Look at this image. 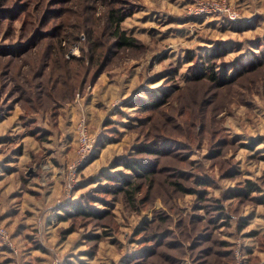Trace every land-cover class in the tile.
<instances>
[{
  "label": "rangeland",
  "instance_id": "rangeland-1",
  "mask_svg": "<svg viewBox=\"0 0 264 264\" xmlns=\"http://www.w3.org/2000/svg\"><path fill=\"white\" fill-rule=\"evenodd\" d=\"M36 1L40 3L33 25H24L23 16L1 22L0 44L19 48L37 23L35 30L41 31L61 24L56 19L43 26L45 9L64 8L69 19L61 21L67 27L61 34L74 30L75 36L80 35L77 41L68 36L74 43L68 37L61 41L66 60L71 66L80 65L79 70L83 67V71H89L85 91L76 93L73 101L90 99L86 94L97 85L95 99L101 114L98 120L87 122L96 147L81 167L69 195L66 167L74 158L64 165L57 214L62 213V202L94 194L98 186H108L104 180L107 174H124L133 180V174L122 167L125 161L150 159L152 174L136 181L140 191L134 203L123 194L108 196L109 215L102 219L59 222L55 217L45 222L37 215L28 221L38 227H29L28 231L20 226L23 216L12 211L11 201L3 200L0 193V264L36 259L51 264L67 259L90 264H173L167 253L174 254L178 249L172 252L168 243L179 239L188 247L197 242L196 232H208L206 227L212 231L210 242L196 243L199 249L211 247L210 253L201 257L202 264H264V0ZM206 3H217V7L228 8L238 17L231 19L226 11L202 12ZM113 8L128 14L120 28L137 40L136 47H113L115 39L106 18ZM96 37L109 46V51L101 57V71L94 77L98 67L88 62V56ZM51 42L48 39L28 45L17 58L0 57V66L5 62L25 64L23 70L30 71L29 65L43 62L49 47L46 43ZM214 49L222 51L214 69L217 72L225 67L228 81L193 76L196 69L208 63ZM83 53L88 54L83 63L72 62ZM100 77L105 81H99ZM7 78L1 87L6 77L0 75V107L20 104L17 87ZM108 81L114 86L104 99L102 87ZM148 92L166 94V102L143 111L139 103L147 102ZM58 98L66 99V92L59 93ZM157 140L162 142V154H137L136 146H150ZM181 172L187 179L178 175ZM202 178L212 180L208 194L222 198L225 215L221 220L226 225H209L207 220L213 213L207 214L199 206L197 195L176 191L172 185L179 182L197 191ZM246 180L258 191L245 199H223L224 193L244 186ZM6 210L8 214L3 216ZM71 226L73 231L63 234ZM163 232L166 245H151L156 255L137 257L140 250H150L146 249L150 245H146L144 235ZM222 241L227 242L226 246L220 247ZM225 251L227 255L221 256ZM188 253L187 249L181 254L183 259L177 264H193Z\"/></svg>",
  "mask_w": 264,
  "mask_h": 264
},
{
  "label": "trees",
  "instance_id": "trees-1",
  "mask_svg": "<svg viewBox=\"0 0 264 264\" xmlns=\"http://www.w3.org/2000/svg\"><path fill=\"white\" fill-rule=\"evenodd\" d=\"M52 0H48L50 3ZM39 1L35 0H0V24L2 21L5 20H15L20 17H24L23 23L33 25V21L35 20L34 13L39 8ZM53 3V2H52ZM51 5V4H50ZM46 16H43V26L47 25L48 23L58 19L61 24L51 26L49 30L41 31L35 30L37 24L33 26V31L29 32L27 35L26 42L28 44H22L23 48H12L10 45H2L0 44V57H20L23 55L25 51L23 50L28 45H33L40 43L42 41H47L50 39L52 42L50 45L46 43L48 50L46 51L45 55L43 56V62H39L32 66L30 71H24L22 66L25 64H12L5 62V65L0 66V75L2 77H6V80L2 83V86L8 81H13L14 86L17 87L18 90V97L20 101L21 107L24 109V114L28 116L27 122L29 123L30 133L33 135H37L39 132L38 129H35L36 118L31 119L30 115L35 111H39V120H41L42 115L44 112L48 114V118L54 120L56 114L58 113V109L63 107L65 103H71L75 97L76 93H83L85 90L86 78L88 76L89 71L86 69L83 71V67L80 68L78 66H71L69 63L71 61L66 60L64 50L61 47V41L66 39L68 36L74 38L75 41L79 39V36L74 34V30L72 32L65 31V35L61 34L62 28L63 31L65 25L63 24L64 21L69 19L68 12L61 7L55 9H45ZM128 14L124 13L122 10L112 9L109 10L107 13V26L112 29L111 35L113 37L114 43L113 47L116 49H124V48H134L137 46V40L128 35L127 32L120 28L121 23L126 19ZM63 21V22H61ZM1 26V25H0ZM72 27L75 28V24H72ZM79 25L76 26L78 28ZM2 30H0L1 32ZM68 37V41H69ZM99 40V42H98ZM75 41H69L74 43ZM109 46H106V43L101 40L100 37H96L91 43V55L89 54L88 62L91 63L93 66H97L98 70L94 73L97 76L101 71L102 64H100V59L105 56V52L108 50ZM18 49V50H17ZM54 50V51H53ZM88 54H82L80 58L72 59L73 63L81 64L84 61V58ZM102 55V56H101ZM104 55V56H103ZM222 55V51L218 49H214V52L208 56V63L200 68L196 69L193 76L197 79L199 78H208L211 81H216L219 79H224V81H228L230 79L227 78V71L225 67H222L220 71H215V61L220 58ZM252 65L250 67H253ZM101 67V68H100ZM249 67H246V69ZM100 69V70H99ZM28 84V85H27ZM24 85L28 87L24 88ZM66 92V99L60 100L58 98V94L61 92ZM166 94H161L157 96L154 92H148V100L147 102H141L139 105L141 106L140 109L143 111H147L148 109L158 108L166 102ZM24 117V115H23ZM25 118V117H24ZM34 128V129H33ZM43 134V133H42ZM42 134H38L37 138H41ZM149 144H140L136 146L137 154H142L146 156L152 155H160L164 152V148L162 145L161 140H157L156 142H150ZM96 147V144H95ZM150 159H132L130 161H125L122 164V167L125 171H129L133 174V180L129 179L128 176L122 174V176H116L107 174L104 177L105 182L109 183L108 186H98L94 190V194H82L76 200L70 202H62V213L57 214V218L59 222L67 221L69 219H102L109 215V210L107 208V198L115 197L117 194H123L127 201L134 203L135 194L140 191L139 185L137 184V180L139 178L149 176L152 171ZM180 177L186 178L187 175L178 173ZM211 181L206 178H202L198 181V185L201 187L199 190L195 191L191 188L185 187L183 184L179 182H173L172 185L175 187L176 191L184 192V193H195L197 195V201L199 202V206L204 209L207 214L213 213L212 216H209L208 222L209 225L212 227H218L220 225H226L223 223L222 218H224L225 212L224 207L221 204L223 201L222 198H214L208 194V187L211 185ZM258 187L253 184L250 180H246L244 186H238L233 190H228L227 193L223 194V199H231V198H238V199H245L248 198L251 193L254 191H258ZM203 203V204H200ZM163 220V219H161ZM222 221V222H221ZM206 227V226H205ZM72 226L63 232V234L69 233L72 230ZM145 230L139 231L137 234L145 232ZM209 234H205L200 232H196L198 235H195V244H189V246H185L179 239L173 244L168 243L167 246L172 252L178 251L176 253H167L169 258V262L172 259L173 264H177L180 262L182 258L181 254L187 252V249L190 250L189 259L193 264H202L201 257H205L208 253H210L211 247L200 248V244L198 241L207 243L210 242L212 231L209 230ZM200 233V234H199ZM165 232L161 234L157 233H150L148 236L142 235L144 239H146V249L150 247V250H140L138 252L137 257H145L146 254L154 255L157 254L152 248L151 245H155V247H160L166 245L163 236H165ZM93 238H97L94 236ZM225 241L220 242V247L226 246ZM198 248L197 252H194L195 249ZM202 250V251H201ZM148 251V253H146ZM223 253V252H221ZM228 252H224L223 255H227ZM178 255V256H177ZM138 259V258H137ZM131 262V261H130ZM147 262V261H146ZM134 263V262H133ZM145 262H137V264H144ZM146 264V263H145Z\"/></svg>",
  "mask_w": 264,
  "mask_h": 264
},
{
  "label": "crops",
  "instance_id": "crops-1",
  "mask_svg": "<svg viewBox=\"0 0 264 264\" xmlns=\"http://www.w3.org/2000/svg\"><path fill=\"white\" fill-rule=\"evenodd\" d=\"M100 80L103 81L104 78L100 77ZM112 82H105L108 83L107 86L104 84L102 87L101 95L104 99L108 91L113 89ZM97 88V85L93 86L86 94L91 97L90 99L65 103L58 109L54 120L48 118L46 112L39 120L40 112L34 111L30 118H36L34 128L39 130L37 135L43 133L41 138L30 133L28 116L24 114L20 104L0 107V193L3 200L11 201L9 204L14 206L12 211L23 216L24 220L20 226L25 228L24 231H28L29 227L33 229L38 227L30 224L31 221H28L30 218L39 215L44 217L45 222H49L59 213L56 204L62 193L63 168L74 158L76 151L75 119H78L81 112L86 114L88 123L99 119L101 114L95 99ZM110 96L113 100L111 93ZM98 113L100 115L94 116ZM8 210L3 216L8 214ZM46 227L50 228V224ZM51 263L46 259H36L34 262L22 264ZM90 263L67 259L53 264Z\"/></svg>",
  "mask_w": 264,
  "mask_h": 264
},
{
  "label": "built area",
  "instance_id": "built-area-1",
  "mask_svg": "<svg viewBox=\"0 0 264 264\" xmlns=\"http://www.w3.org/2000/svg\"><path fill=\"white\" fill-rule=\"evenodd\" d=\"M217 3H206L202 6L205 7L206 13L213 12H224L226 11L231 19L238 17L236 12H231L228 8L223 9L217 7ZM208 9V10H206ZM83 39V38H82ZM77 48V46H76ZM77 55V54H76ZM68 56H75L73 53H68ZM96 144L95 136L90 132L87 123V118L84 112H81L76 123V151L75 157L72 162H70L66 167V190L68 195L76 184V179L79 174L81 167L89 160L91 157L94 147ZM3 233V232H2Z\"/></svg>",
  "mask_w": 264,
  "mask_h": 264
}]
</instances>
